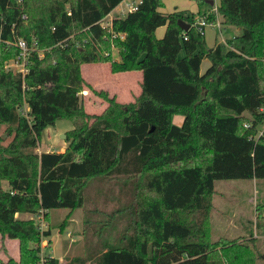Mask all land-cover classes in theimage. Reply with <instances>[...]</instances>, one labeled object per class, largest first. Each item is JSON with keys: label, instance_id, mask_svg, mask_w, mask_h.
<instances>
[{"label": "trees", "instance_id": "16d2710c", "mask_svg": "<svg viewBox=\"0 0 264 264\" xmlns=\"http://www.w3.org/2000/svg\"><path fill=\"white\" fill-rule=\"evenodd\" d=\"M122 1L0 0V47L20 37L29 46L26 73L0 69V124L13 132L0 145V237L19 246L18 260L0 264H37L34 244L50 234L17 214L79 207L84 181L96 176L141 177L142 194L134 233L95 264H257L264 253L252 235L210 241L208 230L216 180L264 179V0H219L222 23L241 33L211 48L193 22L214 15L164 12L161 0H139L107 29L103 19ZM101 61L112 72L141 71L140 93L127 105L110 97L91 115L80 103L89 87L81 65ZM174 115L183 117L180 125ZM62 118L73 124L69 148L34 152L43 128ZM198 157L203 163H190Z\"/></svg>", "mask_w": 264, "mask_h": 264}, {"label": "rangeland", "instance_id": "374dc122", "mask_svg": "<svg viewBox=\"0 0 264 264\" xmlns=\"http://www.w3.org/2000/svg\"><path fill=\"white\" fill-rule=\"evenodd\" d=\"M161 1L160 10L164 12L184 10L197 14V11L200 10L204 16L214 15V20H210L209 23L220 21L221 32L216 26L208 25L205 28L204 40L208 48L213 47L215 42L224 40L225 43L228 39L241 33L240 28L235 25L222 24L217 7H215L219 5V0H213L215 4L213 6H209L205 2L200 5L195 0ZM126 12V3L122 1L103 19L102 24L108 29L112 18L123 16ZM164 30L165 26L158 27L155 35L158 38L161 37ZM21 39V37L16 38L14 42L0 47V69L17 72L18 66L12 62L10 54L13 49L15 50V46L18 47V42ZM111 47V57L117 59L119 48L112 45ZM182 54L180 52V55ZM208 64L207 59L202 61L201 72L205 71ZM108 65L110 67L109 62L102 61L82 64V76L86 81H89V87H84L79 97L83 110L88 114L102 113L107 107V99L115 97L113 93L117 96L115 100L122 105L133 104L140 93L142 78L140 71L116 73L112 72ZM95 82L101 84L95 85ZM182 120L181 115L173 117V122L178 125L182 123ZM72 127V121L67 118L58 119L54 125L44 127L37 147L33 151L40 153L42 151L66 150L71 145ZM6 128V124H0V136L3 137L0 142L1 146H6L13 138V132L8 135ZM261 132H264V122L258 126V134ZM80 155L78 154V158ZM190 163H203V158L198 157ZM140 178L136 176L88 178L84 181L81 189V206L71 210L54 209L46 216L20 213L17 214V217L32 219L40 231L48 230L50 232L48 236L42 235L39 241L34 244L39 246L40 257L54 256L60 262L78 257L83 259L85 264H95L105 249L122 245L124 238L134 233L135 206L142 194ZM1 183L4 188L7 187L6 181ZM214 187L208 239L217 241L224 238L225 240L244 242L252 235L255 239L256 249L264 253V179L216 180ZM0 251L5 252L6 259L13 258L12 255L16 253L19 255L18 240L1 236ZM257 264H264V260L257 261Z\"/></svg>", "mask_w": 264, "mask_h": 264}, {"label": "built area", "instance_id": "2783aa9c", "mask_svg": "<svg viewBox=\"0 0 264 264\" xmlns=\"http://www.w3.org/2000/svg\"><path fill=\"white\" fill-rule=\"evenodd\" d=\"M139 0L137 1H131V2H127L126 3V7H127V12L132 11L134 9H136V6L138 4ZM126 12V13H127ZM125 13V14H126ZM193 25L198 29V31H200L202 34H204L205 28L209 25V26H216L220 29V22L217 23H209L205 17H197L195 19V21L193 22ZM121 37L123 36L122 34L120 35ZM18 48H19V52L17 54V56L15 58H13L12 62L15 63L18 67H17V72H20L22 74L27 72V59H28V54H29V46L27 44V42L25 40H19L18 42ZM20 111H22L23 113H25L27 111V107H24L22 109H20ZM245 126H247V124H245ZM262 133V132H261ZM260 133V134H261ZM37 264H45V259L44 257H40Z\"/></svg>", "mask_w": 264, "mask_h": 264}, {"label": "crops", "instance_id": "0c3cea01", "mask_svg": "<svg viewBox=\"0 0 264 264\" xmlns=\"http://www.w3.org/2000/svg\"><path fill=\"white\" fill-rule=\"evenodd\" d=\"M124 1H126V0H123V2ZM213 1V0H212ZM206 3V2H205ZM209 6H213V5H215L214 4V1H213V4H209V3H207ZM215 7H217V6H215ZM214 8V7H213ZM211 9H212V7H211ZM203 10H204V8H203ZM207 11V10H206ZM189 12H191V11H189ZM197 12H201L200 10H198ZM220 22V21H219ZM221 24V23H220ZM223 24V23H222ZM224 25H226V24H224ZM238 27V26H237ZM219 31L221 32V25H220V29H219ZM237 35H239V34H237ZM236 36V35H235ZM215 43H219V42H215ZM214 43V44H215ZM220 43H224V40H221L220 41ZM202 63V62H201ZM209 65V64H208ZM108 68H110L109 67V65H108ZM107 69V68H106ZM200 71H201V66H200ZM141 72V71H140ZM81 74H82V65H81ZM142 75V74H141ZM83 77V76H82ZM83 79H84V77H83ZM142 79V78H141ZM85 80V79H84ZM85 82H87V83H89V81H86L85 80ZM141 82V81H140ZM100 85L101 83L100 82H95V85ZM115 95V97L117 98V96H116V94L115 93H113V96ZM139 95V94H138ZM247 114V113H246ZM175 116V115H174ZM173 116V117H174ZM173 117H172V122H173ZM174 123V122H173ZM174 124H176V123H174ZM176 125H178V124H176ZM250 180H256V179H250ZM3 256H5V257H3ZM12 257L13 258H15V259H18V257H19V255H18V253H16L15 255H12ZM52 257H54V256H52ZM54 258H56V257H54ZM0 259L1 260H5L6 259V254H5V252H3V251H0Z\"/></svg>", "mask_w": 264, "mask_h": 264}, {"label": "water", "instance_id": "95a60500", "mask_svg": "<svg viewBox=\"0 0 264 264\" xmlns=\"http://www.w3.org/2000/svg\"><path fill=\"white\" fill-rule=\"evenodd\" d=\"M206 3L209 4H213L212 0H205ZM178 25L183 29V30H187L190 27V24L187 23L186 21L182 20V19H178ZM64 136V135H63Z\"/></svg>", "mask_w": 264, "mask_h": 264}]
</instances>
